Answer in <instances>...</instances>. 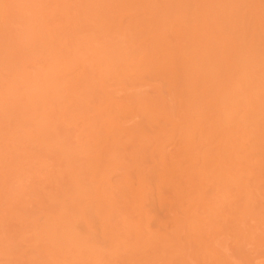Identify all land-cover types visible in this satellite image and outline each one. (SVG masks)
Segmentation results:
<instances>
[{"label":"bare ground","instance_id":"6f19581e","mask_svg":"<svg viewBox=\"0 0 264 264\" xmlns=\"http://www.w3.org/2000/svg\"><path fill=\"white\" fill-rule=\"evenodd\" d=\"M186 1L184 0H178V1L175 0H0V151L3 149L2 153L0 154L5 158V155L3 153L5 152L4 149L7 148L5 144L6 143L8 144L9 141V145H10V142H12L11 146L14 149L16 148L17 150L16 152L19 151L18 153L20 157L19 156L18 157L20 159L22 157V159L24 160L23 162V160L21 159L22 160L21 162V160L18 158L20 162L18 160L16 162L14 161L15 163L14 165H16V163L18 162H19L18 164L21 163L20 166L17 164L20 169V170L18 169L19 174L21 175V173L24 171H26L27 173V170L25 169H27L30 166L33 167L31 168L33 170V173L31 172L32 170L30 171V169H28V172L30 171L33 174L32 176L33 178L31 177L32 174L29 172L31 174L30 177H28V173L26 176L30 180L25 178L26 177L25 175H23L25 176L24 178L20 176L21 178L19 177V179H22L23 180L22 183H24L26 181V180L24 181V179H27L28 181L31 182L32 179L34 180L35 178L33 184L30 182L29 183L31 185L27 184V188L33 185L32 187H30V189L35 187L34 189H31L32 192L33 190L39 189V191L37 190L40 193L39 198L41 199L46 198L45 200H47V202L48 201L50 202V204L49 203L43 204L42 202L44 200L41 201L43 207L49 204V207L48 206L44 208L42 207L43 210L44 209L46 210V212H44L45 213L44 216L46 218L44 220L45 222L43 221L41 223L42 225L40 224L39 226L40 229L43 228L42 233H45L46 238L44 237L45 235L42 233L41 235L43 236L41 235L40 236L42 238L44 237V239L39 237L38 234H33V236L31 235V237L34 240L30 238L33 240V242H37V240L35 241L37 236L43 240V244H46V246L41 244L40 243L41 241L39 239L37 243L39 245L40 244L42 245V249H44L43 251H45L44 252L45 254L43 252L42 253L48 259L56 258V256L58 255L56 251L54 252V249L50 250L51 248L49 246L51 243H53V241L56 240L57 237V236L55 237L56 233L62 232V234L64 233L68 234L70 227L76 224L75 221L79 223L81 219L83 222L89 223V221L93 220V216L97 211L103 210L106 207L108 208L109 211V215H110L109 217H113L116 220L115 221L116 226L119 225L118 221H122L125 225H129L130 219L133 220L132 217H137L138 221L146 217L150 222L153 221L155 223L154 225H156L157 227L154 228L158 229L161 233V236L159 238L161 239L159 240L160 243L158 242V244H156V246L154 247L145 248L143 244L140 245L137 242L138 244L134 243L133 245L131 244L125 247L121 252V255L120 253H118L119 255L116 253L115 254L111 253L110 256L106 258L108 259V261H110L111 264L112 262L118 264L117 261L121 264H127L129 262H134L136 264H264V213H263L264 192L263 191H262L263 193L261 191H260L261 193H258L259 191L257 192L256 190L257 196L258 194H261L262 196V198L261 196H259V199L260 198L263 199L260 201L258 200L259 202L257 201L258 198L255 195V190H253L254 193L252 192L251 194H249L251 198L254 195L257 198L255 200V202L257 201L256 202L257 205L255 203L253 205L256 206L260 205L258 207L259 211L263 210L262 212H259L257 208H255L254 206L255 209L254 210L251 209V210H253L254 212L257 210L259 212V214H257L256 211L255 216H254L255 213L253 211L252 213H250L251 211L248 212V207L251 208L252 203L251 205L248 204V207L246 206L247 203H250L251 201L250 200L251 198L249 199L250 196L248 195V197L247 196L245 197L246 198L245 202L242 205L241 203L242 198L244 200L243 195H241L242 198L239 197L241 200L238 198V200L236 201L237 196L238 195L240 196L239 194L240 191L239 193L237 192L234 194V196L236 197L234 201L239 203V205L241 203L242 207L245 204L246 207L245 210H243L240 206L241 211L244 212L247 211L246 215L243 212L244 215L247 217L246 219H244L243 213H242L243 216H240L243 217V221L246 220L245 221L246 224L244 225L245 227L241 225V228H243L242 236L244 237L240 235L238 237V234H240L241 232L239 227V230H237L238 232L234 231L235 233H233L234 237L237 236L235 239H233L235 244L232 243L231 245L228 243L229 245H226L227 243L223 242V244L224 243L226 244L225 245L219 244L217 247L215 246L214 243H213L214 246L212 245V243H209L210 237L204 238L203 236L204 234L200 235L198 234L197 231H196L197 233L195 232L196 237H193L191 243L186 242V244H183L184 240L181 241V239L182 237L185 236H181L180 232L181 230L184 229V226L192 228V226L195 227V225H197L198 227L201 223H197V222L198 221L200 222V220L201 222L202 221L204 222V220L210 222L212 218H209V216H211L213 213H211V211L210 213H208L209 212L208 210H213L214 208L217 210L219 208L218 205L221 204L226 205V203H224L225 201L219 202L221 204L217 203L218 206L217 208L215 206L212 209H210L209 207L212 206L208 204H211L210 201L212 199L211 200L209 199L210 201L208 200L209 202L207 201L208 202L207 204L205 201L207 198L203 197L205 198L204 200L205 202L202 201L201 203L199 202L198 204L197 202H195L196 201L195 199L197 197L195 198V196L193 195L192 189L187 191V193L184 192L185 189L183 191L181 190L183 193L186 194H183L181 192L182 196H180L179 189H176L175 187L174 188L169 187L170 189L167 188L168 190L166 192L158 189L155 190L156 191L155 193L154 192L149 193L147 191L146 193L143 190L144 187L142 188L143 184H145L146 182L148 183V185H150L149 183H151L153 179L162 178V176H164L165 173L167 172H168L167 174L170 175L172 179L174 172L176 170L179 171L181 163L184 162L186 156L190 158L189 161H185V163L188 162L186 163L187 166H185V170L187 171L186 173L188 174V178L189 180H191V182L193 180L194 182H196L194 179L195 177H193L194 175L192 176V174L195 173V170L197 169L196 167L197 164L200 165V163H197L198 162L197 160L200 161L201 159L200 161L201 166L207 168L206 165L209 163L215 162V164L216 163L219 164L222 162V160H225L222 157L224 153L229 149L233 151L235 155L236 154L239 155L240 153H242V151L245 152L246 146L249 144V143L247 144L245 140L247 138L250 139L249 137L251 136L249 134L252 133V132L249 134L247 133L249 137L245 139L241 131L242 128H240V124L243 125L244 123H246L247 125V123H249V120L248 122L245 121L247 120L245 118L247 116L246 113L247 114L249 113L248 117H250L249 115L252 114L253 119L257 118L256 119L257 121L255 120L256 122H258V120L260 119L262 120L264 119L263 117L264 116V88H263L264 84H262L264 82L262 81L264 79V77H262L264 74L263 71L264 67H259L260 69L262 68L261 71H263V74L260 71L261 73L260 75H258V78L259 76L262 75L259 79L261 81L260 83L259 80L257 82L256 79L257 75H255L256 77L253 76L256 73L255 71H253V68H255L256 71L259 69L258 67H253V66H255L256 64L261 65L264 63L263 61L264 53H263V59H261L260 56L262 54L258 56L260 54L258 53L259 51H257L258 55H256V52H254L257 49H259V45L257 47L255 46L256 45L255 43L258 44L259 42L261 44L260 41L257 42V37H259L260 35L256 34V33H260L257 30L259 26H261L260 22L259 21L257 22L258 25L257 24L255 25L254 23L253 27H249L251 31L248 34L252 33L255 30L256 33L253 32L254 34L253 38L256 37L255 35H257L256 39H251L252 34L249 37H247L249 38L247 39L246 35L243 34L245 31L246 33L248 31L247 29L248 27L246 26L247 28H245L244 26L246 22H244L243 20L244 18L243 10L241 11L242 14L239 13L241 14V16H237L239 12L238 8L240 7L239 5H241V2L243 1L241 2H239L240 0H186ZM188 1H190L191 4V5L189 4L188 8H190L191 6L193 7L192 2H194L196 6L195 8L201 11V13L197 12L196 15L194 13H196L195 10L197 9H195L194 7H193L195 9L194 11H191L193 10V8H190L189 11L191 12L186 11L187 13L190 14L194 12L193 13L194 16L192 15L191 16L192 18L194 17L196 22L192 18L191 19L193 20V23L192 21L189 22L192 23V25L194 24L193 28L196 26L195 23L196 24L199 23L201 25L200 30L198 28L199 24L197 25L198 27L196 26V28H198L196 30L197 32L196 31L194 32V30L192 29V33L194 34L196 33L195 39L193 36V39L196 40L195 42L196 48L193 47L194 52H192L191 51L192 48L189 47L192 54L190 52L187 53V51H185V49L188 48V47L186 48L185 45H183V47H185L184 50L182 49V46L181 48L179 47L181 51H185V53L184 52L182 53L180 51L179 53L181 54H178L179 50L177 49L176 50L173 49L174 52H176L174 53L172 49L168 51V49L166 50L165 48L161 47V45L163 46L164 43L163 40L161 41L162 44L160 42L162 38L161 37L162 32H158L157 29H155L154 24H150L148 28L147 26L142 25L143 23L146 22H140L142 23L141 25L143 27L148 28L147 34L149 35V38L143 37L144 35H142V37L145 40L150 39V43H148V41H143L144 39L141 40L143 42H140V39H136L137 37L136 34H129V32H132L133 30L134 31L132 33L136 31L137 32L142 31L141 33L143 34L146 33L145 30L138 28V27H142L141 25L138 26V24H137L138 27L135 25L136 28L134 27V25H132L131 30L129 31L131 26L129 24L131 23V21L133 22V18L136 15L141 14L143 19L152 18L151 20L150 19L149 20L154 21L153 17H149L154 12V11L151 12L150 9L156 8L154 9L155 11L156 10L160 11L162 7V10L163 8L165 9L164 10L165 16L169 18L171 16H174V14L169 13L171 6L172 8H174L178 4V6L183 7L186 10L188 9L186 6V4L189 3ZM250 1L252 2L253 0H247V2ZM173 4H176V6L175 5L173 6ZM245 6L246 5L243 6L245 8L244 11L247 10L249 7L248 5L247 8ZM157 7L159 8L157 9ZM167 7L169 11L166 10ZM243 7H241L240 9H243ZM178 8L179 7H176V9ZM176 9H171V10L174 11ZM184 9L183 11L185 12ZM217 10L226 12L224 13L225 15L224 17L225 18L228 17L227 21L229 25L228 24L227 25L228 28L229 27L230 28L227 31L231 32L230 34H232L233 32L236 33L235 29H238L237 33H239L238 36H240V40H239L240 44L235 39L236 42L238 43V47L235 46L236 44L235 41H234L235 43H233L235 37L233 38L232 36H230L229 33H228L229 36L228 34L225 36L219 34L221 37L216 35L218 32L215 33L214 31V33H212V31L214 30V29L212 30V28H214L215 26L213 23H212L213 25L211 24L209 25L208 22L210 21V19L216 16L215 15L216 13L214 14V12ZM166 11L168 12L169 15H166ZM179 11L182 10H180L179 8ZM251 11L249 12V14L251 13ZM149 12L151 13L149 14ZM88 13L90 15H93L94 13H96V15L99 14V16L105 15L104 17H107L108 14L111 15V13L112 14L115 13L114 15L115 17H113L114 19H116L115 21H113L114 26L116 27V29H118L121 26V24L124 22L123 24L127 25L125 26L128 28V30H126L128 33H126V31H125L126 34L123 32L125 35L120 33V31L118 33V31H116V29H114V27L111 26L113 27V31H116V33H118L116 35L113 34V36L115 35L114 37H116L117 40L113 39L112 34L109 35L110 33L107 32L108 29L107 30L104 29L106 33L105 32H103L104 34L101 33L103 31L100 29V28L103 29L102 26L103 23L101 22L103 21L102 17H100V19H102L100 21H99V16H97V18H93L92 16L91 18L95 20L90 18V21H86ZM154 13L157 15V12ZM159 14H161V11L158 13V16L159 17L162 16ZM90 15L88 16L87 20H89ZM96 15L94 17H96ZM247 15L248 14H246L245 17H248ZM111 16H108L110 17V20L112 18ZM187 17H189V15H187ZM200 17L203 19V22H200L201 21ZM158 18L156 19L158 20ZM161 18L162 17H160L159 20ZM55 19L57 21L59 20L58 22H56V25H55V21H56ZM137 19L139 20L140 18ZM137 19L135 18L134 20H136V22L139 23L140 20L138 21ZM259 19L260 20L262 19L260 15H259ZM161 20L162 21H160V24L161 22L162 23L165 22L164 18H162ZM225 20L226 19H224V21ZM81 21L83 22V24ZM94 21H96V23ZM116 21H118V23ZM183 21L184 24H186L185 20H182L179 22L180 25L183 23ZM100 22L102 23V25ZM88 23L90 24L93 23L92 27ZM98 23H100L99 24L100 26H98ZM107 23L105 21V25ZM18 24H20V26L22 24L21 28L19 27ZM84 24H86L85 27ZM95 24L97 27L95 26ZM117 24L119 25V27ZM15 25H17L19 29ZM58 25L60 26L57 27ZM68 25H71L70 26L71 28ZM88 25H89L88 29H90L91 27L92 29L90 30L91 31L94 30V31L92 32L90 30L88 31L87 29ZM109 25L111 24L109 23ZM164 25L165 24H162L163 27L161 28L162 31L164 30V28H166ZM246 25H248V21ZM249 26H251V24ZM256 26L258 28H255ZM124 27L119 29L123 30ZM85 28L87 30H85ZM137 28L139 31L137 30ZM239 29L240 31L243 30L244 32L243 31H242L243 33L240 32ZM185 32L186 31H184V35ZM221 32L222 34H225V32H223L222 30ZM237 33H236V37H237ZM81 34L85 39H88L90 37L88 41L85 40ZM98 34L100 36H98ZM101 34H103L104 36ZM105 34L109 35L108 37L110 38V40ZM117 35H119L120 37ZM181 35H183V33H181ZM184 35L182 36L183 38L181 37L179 38L180 40L176 42L177 44H175V46L176 45L179 46L178 45L180 44L179 41L182 42L183 41L182 39L185 38ZM121 36H123V38ZM138 37L140 36L138 35ZM142 37L140 38L142 39ZM97 38L100 41V46H98L99 41ZM111 38L112 40L115 41V43L111 40ZM119 38L121 40L123 39V41H121ZM243 38L245 39V41L246 40L247 41L245 42ZM82 40L86 44L88 42L89 46L87 47V45L84 44ZM184 40L186 41L187 39ZM191 40L192 38L190 39L189 42H192ZM242 40L243 42H245L246 45L242 42ZM251 40L253 44L251 43ZM170 41H168V44ZM189 42L186 41L187 44ZM78 43H80V45H84L85 47H87V51H85V53L82 52V49L79 50L80 45L78 48ZM182 43H184V41ZM171 44H169L167 47L169 46L172 47L174 43L172 45ZM193 45L195 46V44ZM247 46H249V48H247ZM263 46L264 44H262L260 50L262 48L264 49ZM142 49L145 50L143 51ZM146 49L151 51L146 52ZM88 50L90 52H88ZM251 67H252V73L248 71L251 70ZM213 71L215 73L217 72V74H215V77L211 76L214 75L212 73ZM117 72H121L122 74L120 75H122V77L123 76L125 78L127 76L132 77L130 79H133V76L136 77L137 75H139V77L140 76L143 77L142 79L140 77L141 80H137L138 76L135 78L136 81H138V83H136L135 81L136 86L133 83L135 87H133L132 83L128 87L127 83L129 82L126 79L127 81L126 86L128 87L126 88L125 86H123L125 85V83H120L121 78L118 85L115 83L118 81H114L113 86L112 83L111 85L105 84L107 83L108 80H106L107 78H105L104 76L106 74L108 76L109 74L110 77L111 74L115 75ZM237 72L240 73L239 76L237 75ZM243 72L245 74H247V72H250L247 75L249 74L252 75L254 77V82L256 81L258 84L255 83V86H253L254 82L253 81L250 82V79L247 78L252 76L243 77L245 80L244 79L242 80L241 76L243 75L241 74H243ZM117 74L119 76V73ZM201 74H205V75L202 77ZM257 74H259V72ZM144 76L146 78H144ZM148 76L154 77V79L155 78L158 79L159 82L167 78L168 79L167 85H166V81L165 83L161 81L162 84H165V86H167L165 87L166 89L164 88L163 85H161V82L159 84L158 82H156L157 80H154L153 78H152L153 81L155 83H158L159 85L158 84H156L157 86L154 85L153 84L154 82L151 84L150 83L148 84V82H146L147 85L142 84L145 87L147 86L146 87L147 89H144L145 87H143L139 82L145 79L147 81V79H150ZM191 76L193 79L191 78ZM209 76L214 77L213 78L214 80H212L213 82H210L211 80H209L210 79ZM111 77L113 76L111 75ZM197 77H200V79L199 78L197 79ZM201 78L202 80L205 78L206 79L209 78V79L208 81H206L205 79V82L203 83ZM104 79L106 81L105 83H104ZM108 79L110 83L111 80L110 78ZM116 79L118 80L119 78L117 77ZM190 79H191V84H190ZM96 80H98L97 81L98 83L96 82ZM247 80L250 83L252 82L253 83L250 84L248 83ZM129 81L131 82V80ZM201 82L202 85H199L201 84ZM208 82L210 83V85H208L209 84ZM243 82L245 83L247 82L248 85L249 84L250 85L248 86L246 84L247 85L246 86L244 85L245 83ZM114 83L116 86L114 85ZM137 85L138 86L141 85L143 88L138 87ZM149 85L155 86V87L151 86L152 88H154L153 92L155 93V95H151L152 93L150 92H152L153 89ZM190 85H192L194 88L197 85V90L196 88L193 89V87ZM189 89L190 90L192 89L193 91L191 90L192 92H190ZM257 89L259 90L258 91L259 93L257 92L258 94L256 93ZM146 90H148L149 93ZM243 90L246 91L248 97H250V94L252 93L251 99H253V95L254 96L256 95V99L255 100L253 99L254 101L252 100L250 101L251 109L250 106H247L248 111H243L244 113L242 112V110H246L243 108H247L246 107L247 103L244 102L243 104L242 101H245V99L247 98L244 99L245 97L244 95L246 94ZM168 100L171 103H168ZM247 100L249 102V98ZM200 103H202L201 105L204 106L199 107ZM136 107L142 113L141 114L139 112L141 114V116L139 117L137 111V119L139 118L138 120L136 118H135L136 120L134 119L136 115L133 116L134 113H136L137 109L135 110V112H133L134 108ZM210 107L213 108V110L211 109L212 111L208 110ZM200 108L203 109L201 110ZM198 110L199 111L201 110V113H204L203 111L205 110L208 111L209 113H212L211 118H209L210 116H207L208 119L207 118L204 119L203 116L205 114L201 115L202 120H200V123L203 122L204 125L209 124L207 133L205 132V130L203 131L207 134L205 136L206 138L204 137L205 139H203V141L204 140L206 141V142L204 141V144L206 143L205 147L201 140H200L201 142L199 140L197 142H194L195 131L198 130L199 128L201 130L202 127L204 126L201 125L200 127L199 126L197 127L196 125L197 124L196 117L200 116L199 114L197 115V113L199 112ZM174 119H177L176 121H178L177 123H179V125L178 124L175 125L179 126L178 128L181 130V134L183 135L184 138L183 139L182 137L179 136L180 139L179 138L178 139L180 141H182L181 138L183 139V141L186 139L185 143H183V141L180 142L183 143L182 146L179 143L178 139L174 137L173 140L174 144H172L173 148L174 146L176 148L177 146H179L178 148L180 149V151L184 152L182 154H186V156L184 155L185 157L182 156L184 158L182 159L183 161L179 156H177V152H174L175 148L173 149L172 152V148H170L171 146L170 147L167 146L168 149L169 148L171 149L170 151L172 153L171 152L168 153L169 150L167 151L165 150V146H166L164 144L165 138H163L164 140L161 138L162 141H160V138L157 140L153 136L155 135V137H157L158 134L160 136L161 132L160 131L158 132V130L161 129L162 127L165 128L167 123H170L169 121L173 122ZM243 120L245 122H242ZM252 121L254 120H250L249 124H252L253 123ZM204 122H206V124ZM232 122L233 123L236 122L235 127H233L234 129L226 128L225 125L228 124L230 125V123L232 124ZM253 125H256V123L252 124L251 128H254ZM205 127L206 126H204V129H206ZM262 127L263 126L257 128L261 130ZM164 128H162V130ZM155 129L158 130L156 131ZM259 129L255 128L257 132ZM200 130L197 131L195 135L199 134L198 132H202ZM230 130L232 131L231 133H229ZM149 131L150 133L147 134ZM152 131L158 132L157 136L156 133H153ZM148 135H151L150 138L153 137L152 141H154V143L152 142L153 144L150 146L147 145L150 142H148V139L146 140V136L149 138ZM257 135L259 134L257 133ZM260 135L264 136V131ZM143 138L145 139L143 140ZM170 138L172 139L173 136L167 138L166 139L167 142L171 140ZM196 138L198 139L197 136ZM154 139L156 140V142ZM255 139L256 140L251 145V147L249 146L250 149L251 150L255 149L256 152L257 150L259 151L264 150L262 149V144L264 140L261 141L259 137L258 138L256 137ZM175 140H177L178 142H176ZM99 141L100 142L103 141L104 151L102 152H104L105 155L102 154V152L101 154L100 152H98V146L100 144ZM251 141H254L252 140V137H251ZM17 142H18V146L20 145L19 148H17ZM198 142H200L201 144H199ZM244 142L247 145H245ZM197 144H199L200 146L199 145L197 146ZM213 144L215 146L212 147ZM3 146L4 148H2ZM87 146L89 149H87ZM91 149L93 151H91ZM179 149H177L176 151H179ZM181 149H183L184 151H182ZM89 150L90 152H88ZM21 151L22 153H20ZM43 151H45L46 153L48 151V153L50 154H48L47 156L46 153ZM40 152L45 154L46 157L44 156V154L43 155L41 154V156L45 157V160L48 159L47 157L51 158V156L53 160L55 158L57 159H55L54 161L51 160V162L52 161L53 162L51 163V165L50 163H48L49 164L48 166L46 163L48 160L50 161V159H48L47 161L40 160L43 159V158H39ZM21 154H23V156ZM250 154L247 153L246 155H250ZM8 155L10 156L9 158H11L10 152ZM178 155H180V153ZM175 157L180 159L178 160ZM199 157L200 159H198ZM249 157L247 156L248 159ZM9 158L7 157L6 159L8 160ZM189 158H187V160ZM242 160L243 162L239 163L240 166H242V163L244 164V159L242 158ZM0 161L2 160L0 159ZM236 162H234L235 164H232L233 162L230 163L232 165H235L233 169L236 168V165L238 163ZM22 163L29 164L30 166L29 165L25 166ZM31 163L33 165H31ZM148 163H151V165ZM2 164L0 162V167ZM230 164L228 165L229 169L232 168ZM246 164L247 163H245V166H247ZM21 165L24 166V168L26 167L25 169L22 168L23 171H21L22 170L20 168L22 167ZM50 166H52V168ZM53 166L54 167L56 166L55 169L56 168L57 169L56 170L53 169ZM222 167H226V165ZM248 167L249 165L247 166V168ZM251 167L256 168V165L255 166L251 165ZM46 168H48L49 170L48 169L45 170ZM76 168H78L79 170L83 168V170L85 171L83 177H81V179L83 180H78L77 178L78 176L76 175V171H77ZM210 168H212V166H210ZM260 168L262 169V167H258L259 170ZM145 169L148 172H146ZM220 169L222 168L220 167ZM43 170H45V172ZM210 170L213 171L215 169H210ZM236 171L241 172V169L240 170L237 169ZM231 172H233V170H231ZM231 172L229 170L228 173ZM263 172L264 171L262 169L261 174ZM252 173L254 174V171ZM256 174H254L251 177L256 178L255 176ZM114 175H119L120 177L117 178L116 180V177ZM224 175L222 174V177H224ZM113 176L115 180L112 178ZM222 177L219 178L223 179ZM228 179L230 178L228 177ZM258 179H260V175ZM215 181L217 180L215 179ZM221 181L218 183H222ZM260 181L261 180H259V182ZM36 182L38 183V185L35 184ZM194 182L192 183L194 184ZM147 183L145 185H147ZM214 183H213V187H214ZM230 183L231 182L228 181V183L226 182L222 185L226 184V186H228V184ZM255 183L257 182L255 181ZM24 185L26 184L24 183ZM253 185L255 186V184ZM23 186L21 185L22 188L20 189L21 190L23 189L24 191L20 190L19 192L20 193L22 192L21 194L24 196V193H26L27 190L25 187L23 188ZM218 186L217 189L219 188ZM195 187L197 188V186L194 185L193 189ZM247 188L252 189L251 187H247ZM259 188H261V186ZM144 189L146 190V188ZM221 189H223V187ZM262 189H264V187H262ZM245 190L246 189H244V191ZM37 191L33 193L32 192L30 193V191H28V195L30 196H32V194L35 195ZM222 191L224 192V190ZM222 191L220 192V194H222ZM236 191H238V189ZM241 192L242 194L246 193V192L243 193V191ZM232 193L233 192H230L232 198H235L233 197ZM199 194L200 193H198V196ZM39 195L36 196L38 197ZM46 195L48 197H45ZM229 197L230 198L228 199H231V196ZM199 198L200 197H198V199ZM50 199H52V201ZM216 202L214 203L216 204ZM231 202L230 203L228 202L227 204L229 205L231 204ZM236 202H232L235 205L234 210L236 211V214L237 211L238 213H241L239 212L240 211L239 207H237L236 209V205H237ZM215 204H213V206ZM233 204L231 205V207L229 206L230 210L225 208V205H221L225 208V210L221 208V206L220 208L224 210L225 213L226 211L227 212L229 211L230 213L235 214L234 213L235 211L232 210L233 212H231V209H233L232 208ZM200 206L201 208H199ZM220 208L217 213L221 211V215L222 213L225 215L224 211L220 210ZM200 209L202 210L203 213L199 212ZM215 209L213 210L214 214L216 211ZM152 210L162 211V213H164L163 217L162 215L161 216L159 215L161 213H159L158 215H156L157 213L151 215ZM201 213L203 214V217H206L204 218V220L202 219L203 217L200 219V217L202 216ZM207 214L210 215L208 216ZM226 214L229 215V213ZM248 214L249 215L253 214V218L252 217L250 218ZM213 215L211 217H214ZM218 215H220V213ZM224 215H222V217H224ZM129 216L130 218L128 219ZM216 216L217 214L215 215V217ZM247 219H249V222H247L248 221ZM238 221L239 220H237V223L236 221L233 223L238 224ZM194 222L196 224H194ZM245 222L242 223L244 224ZM137 223L138 222L136 221V224ZM143 223H144V219H143ZM217 223L213 222V224L215 225H217ZM225 223H229V222H225ZM231 224L228 226V229L225 228L224 230H230L232 228L230 231L233 232L234 226L232 227ZM26 225L28 226L26 220L23 219V222L21 223V227H20L22 229L21 230L22 234L28 232L27 230L28 227ZM238 225L240 226V224ZM150 226L151 225H149V227ZM207 226H209V223ZM223 226L221 227L222 229L224 228ZM237 227L235 226L236 229ZM59 228L61 230H59ZM148 229H146L147 232L145 231L147 233L145 234L147 237L148 235L152 234V232H150V230ZM156 229L154 230L155 233L157 231ZM25 230L27 232H25ZM72 231L73 230L69 232L72 233ZM159 231L157 232L159 233ZM155 233L153 234L154 237H155ZM193 233L194 232L191 233V236L193 235ZM113 234H114L113 230H111L110 231L111 238L113 237ZM142 234L139 233L138 239L140 238L141 240ZM206 234L208 235V232ZM225 234H227V231L225 232ZM145 235L143 236L145 237ZM66 236L70 237L71 234ZM240 237H242V239ZM45 239H47L46 242H44ZM236 239H241V241L239 242L241 245L238 243V241H237L238 245L236 244L235 242ZM243 240H245L246 242ZM142 241L143 239L141 240V242ZM39 245L38 247L36 245L37 249L39 248ZM39 253H40L39 255L42 256V253L40 251ZM86 253L85 255L84 254L83 255L87 256L88 259L91 258V260L89 259V261L96 259L93 258V254H92L93 252H91L90 254L89 252ZM59 256L61 257L60 254L58 255V257ZM80 258H82V256H80ZM84 258L85 261H88L86 257Z\"/></svg>","mask_w":264,"mask_h":264},{"label":"rangeland","instance_id":"374dc122","mask_svg":"<svg viewBox=\"0 0 264 264\" xmlns=\"http://www.w3.org/2000/svg\"><path fill=\"white\" fill-rule=\"evenodd\" d=\"M175 1H178V0H175ZM184 1H186V0H184ZM241 1H243V2H241ZM255 1V2H254ZM187 2V1H186ZM189 3L188 4H186V6H187V8L189 7V4H190V1H188ZM192 2V1H191ZM239 2H241V5H239L240 7L238 8L239 9V12H238V14L239 13H241L242 14V10H243V20H244V22H246L245 24H244V26H245V28H247L248 29V31H247V33H246V31L244 32L243 30V32L242 31H240V29H239V31L240 32H242L243 34H245L246 35V38L247 37H249L251 34H252V38L251 39H256V37H257V35L259 34L260 36L259 37H257V42L258 41H260L261 42V44L258 42V44L257 43H255L256 45L255 46H257L258 47V45H259V49H257V47H256V51H254V52H256V55H258L257 54V51H259L258 53H260L258 56H260L261 54V56H260V58L261 59H263V51H264V49L262 48L261 50H260V47L262 46V44H264V0H253L251 3L250 2H247V0H240ZM193 4V7L195 8L196 6H195V4H194V2H192ZM176 6V4H173V6ZM191 5V4H190ZM244 5H246L245 7L247 8L248 6V9H251V10H245L244 11ZM248 5V6H247ZM185 6V7H186ZM250 6H251V8H250ZM252 6H254V7H252ZM176 7H179L180 8V10H182V11H179V8L178 9H176ZM176 7H174V8H172V6H171V9H176V10H171L170 9V14H174V16H171V17H169V18H167V16H165V14H164V8H163V10H162V7H161V14H159V15H162V16H160V17H162V18H164V21L165 22H161V24H160V21H162L161 19L159 20V16H158V13L160 12V11H155L154 9H156V8H154V9H150V11L151 12H157V15L153 12V14L151 15V16H149V17H153V20L154 21H150L148 18L147 19H143V17H142V15L140 14V15H136L134 18H133V22L131 21V23L129 24V25H131L130 26V29H129V31L131 30V27H132V25H134V27L136 28V26H137V24H138V26H140L142 23H140V22H146V23H143L142 25H144V26H147L148 28H149V26H150V24H154V27H155V29H157V31L158 32H164V30H165V32L162 34L161 33V40H160V42L163 40L164 41V43H163V46L161 45V47H163V48H165L166 50L168 49V51H170L171 49H172V51L174 52V50H179L178 51V54H181V53H179L181 50H180V48H181V46H182V49L184 50V48L186 47H188L187 49H185V51H187V53L188 52H190L191 54H192V52H194L193 51V47H195L196 48V40H194L195 39V37H196V33L194 34V33H192V29L194 30V32L199 28V30H200V24H199V27L197 26L198 24H196L195 22V19H194V17L192 18V16H194L193 15V13L194 12H192V14H190V13H187L186 11H189L190 10V8H193L192 6L190 7V8H188V9H184L183 7H180V6H178V4H177V6ZM241 7H243V9H240ZM159 7H157V9H158ZM170 8V7H169ZM193 8V10H191V11H194L195 9H197V8H195L194 9ZM183 9L185 10V12L187 13H185L184 11H183ZM256 9V10H255ZM166 10L167 11H169L168 10V7L166 8ZM166 11V15H169L168 14V12ZM191 11H189V12H191ZM247 11V12H246ZM251 11V13H252V15H251V13L249 14V12ZM151 12H149V14L151 13ZM185 14H184V13ZM195 12L196 13H194L195 15L197 14V12L198 13H201V11H199V9H197V10H195ZM115 13H117V12H115ZM115 13L114 14H112L111 13V15H113V16H111L110 14H108V16H111L112 18H111V20H110V17H108L107 15V17H104L105 15L104 14H102V15H104V16H99V14H97L96 15V13H94L93 15H90L89 13H88V16L90 15V17H89V20H87L88 19V16H87V18H86V21H90V18L93 16V18H97V16H99V21L100 20H102L103 19V21H101L102 23H103V25H102V23H101V25L103 26V29L102 28H100L101 30H103L101 33H103V32H105L104 31V29L105 30H107L108 29V33H110L109 35H111L112 34V37H113V39H116L117 40V38L116 37H114L116 34H118L119 33V31H120V33H122V34H124L125 33V31L126 30H128V28L126 27L127 25L126 24H121V26L119 27V25H118V27L119 28H123L125 25V27H124V29L123 30H121V29H116V27L114 26V22L113 21H115L116 19H114L113 17H115L114 15H115ZM216 13V14H215ZM218 13V14H217ZM224 13H226V12H222L221 10L220 11H215L214 12V14L216 15L214 18H212V19H210V21L208 22L209 23V25L211 24V25H213L214 24V28H212V33H214V31H215V33H217L216 35H218V36H220V35H222V36H225V35H227L228 33L230 34L231 32H228L227 30L230 28H228V21H227V19H228V17L227 18H225L224 16ZM245 13V14H244ZM254 13V14H253ZM155 14V15H154ZM214 14H213V16H214ZM237 14V16H241V14H239L238 15ZM246 14H248L247 16L248 17H245L246 16ZM260 15V17L262 18L261 20L259 19V15ZM96 15V17H94ZM187 15H189V17H187ZM192 15V16H191ZM199 15H201V14H199ZM199 15H197V16H199ZM249 15H251V16H249ZM255 15H257L258 16V18H257V16H255ZM137 16H139V17H137ZM156 16V17H155ZM227 16V15H226ZM256 18H255V17ZM86 17V16H85ZM84 17V18H85ZM100 17H102V19H100ZM159 17V18H158ZM173 17V18H172ZM252 18V19H250V18ZM93 18H91V19H93ZM137 19V18H140L138 21H139V23H137L136 22V20H134V19ZM156 18H158V20L156 19ZM166 18H167V20H166ZM195 21L194 23H195V25L198 27V28H196V26L193 28V26H194V24L192 25V23H193V20ZM195 18H196V16H195ZM198 18V17H197ZM201 18V17H200ZM219 18V19H218ZM253 18H255V19H253ZM61 19V18H60ZM104 19H107V20H104ZM108 19H109V21H108ZM199 19V18H198ZM198 19H197V22H198ZM218 19V20H217ZM224 19H226L225 21H224ZM257 19V20H256ZM56 20V19H55ZM93 20H95V19H93ZM92 20V21H93ZM97 20V19H96ZM142 20V21H141ZM182 20H185V23L186 24H184V21H183V25L181 24L180 25V21H182ZM187 20V21H186ZM201 21L200 22H203V19L201 18L200 19ZM248 21V25H246L247 24V21ZM59 21V20H58ZM57 20L55 21V25H56V22H58ZM61 21V20H60ZM82 21H84V20H82ZM81 21V22H82ZM86 21H85V23H86ZM98 21V20H97ZM105 21H106V25H105ZM192 21V23H189V22H191ZM214 21V22H213ZM260 22V24H261V26H259V28L256 26L255 28H258L257 30H258V32H260V33H256L255 32V30L253 31V32H255L257 35H255L256 37H254L253 38V32L252 33H250V34H248L250 31H251V29L249 28V27H253V25H254V23H255V25L257 24L258 25V23L257 22ZM95 23H96V21H94ZM117 23H118V21H116ZM224 22H225V24H224ZM91 23V22H90ZM90 23H88V24H90ZM100 23H98V26H100L99 24ZM109 23L111 24V25H109ZM136 23V24H135ZM179 23V24H178ZM187 23H188V25H187ZM213 23V24H212ZM218 23H220V24H218ZM230 23V22H229ZM82 24H83V22H82ZM93 24V23H92ZM92 24H90V26L92 27ZM147 24V25H146ZM157 24H160V25H157ZM162 24H165L164 26L166 27V28H164V30L162 31V29L161 28H163L162 27ZM205 24H206V22H205ZM221 28H219L217 25ZM228 24V25H227ZM251 24V26H249ZM19 25V27L21 28V26H22V24H21V26H20V24H18ZM61 25V24H60ZM60 25H58L57 27H59ZM85 25L86 24H84V27H85ZM136 25V26H135ZM141 25V26H142ZM155 25H157V26H155ZM186 25H187V27H186ZM16 27H17V25H15ZM69 27L71 26V25H68ZM95 26H96V24H95ZM108 26H110V27H108ZM111 26H113L114 27V29H116V31H118V33H116V31H113V27H111ZM137 26V27H138ZM176 26H177V28H176ZM184 26H185V28H184ZM207 26H208V24H207ZM218 28H217V27ZM227 26V27H226ZM233 26V25H232ZM243 26V27H244ZM247 26V27H246ZM67 27V26H66ZM83 27V28H84ZM88 27H89V25L87 26V29H88ZM90 27V29H92ZM94 27V26H93ZM97 27V26H96ZM106 27V28H105ZM134 27H133V29H134ZM147 27H138L139 29H142V30H145L146 31V33L145 34H143V33H141L139 30H138V28H137V30L139 31V32H134V33H132V32H129V34H136L137 35V37H136V39H140V42H143V41H148V43H150V39H148V40H145L143 37H147V38H149V35L147 34V30H148V28ZM170 27V28H169ZM210 27V26H209ZM209 27H208V29H209ZM226 27V28H225ZM242 27V26H241ZM18 28V27H17ZM71 28V27H70ZM70 28H68V29H70ZM99 28V27H98ZM112 28V29H111ZM183 28V29H182ZM216 28V29H215ZM16 29V28H15ZM19 29V28H18ZM17 29V30H18ZM86 28H85V30H87ZM90 29H88V31L90 30ZM99 29V30H100ZM177 29V30H176ZM181 29V30H180ZM185 29V30H184ZM189 29V30H188ZM220 29V30H219ZM243 29V28H242ZM252 29H254V28H252ZM79 30H81V29H79ZM169 30V31H168ZM180 30V31H179ZM198 30V31H199ZM217 30V31H216ZM221 30L223 31V32H225V34H222V32H221ZM226 30V31H225ZM233 30V29H232ZM236 30V33H237V30L238 29H235ZM234 30V31H235ZM244 30H246V29H244ZM256 30V31H257ZM78 31V30H77ZM83 31H84V29H83ZM91 31V30H90ZM92 31H94V30H92ZM91 31V32H92ZM111 31H112V33H111ZM167 31V32H166ZM178 31V32H177ZM184 31H186L185 32V35H184ZM230 31V30H229ZM238 31V32H239ZM82 32V31H81ZM96 32H97V30H96ZM95 32V33H96ZM99 32V31H98ZM124 32V33H123ZM197 32V31H196ZM227 32V33H226ZM233 32V31H232ZM84 33V32H83ZM94 33V34H95ZM106 33V32H105ZM126 33H128L127 31H126ZM125 33V34H126ZM167 33V34H166ZM181 33H183V35H184V39H187L186 41H190V39L192 38V42H189L188 44L186 43V41L184 40V39H182L183 41H184V43H182L181 41H179V43L180 44H178L179 46H175V44H177L176 42H178V40H180L179 38L181 37V38H183L182 36L183 35H181ZM234 33V32H233ZM230 34V36H232L233 38H234V40H233V43H235L236 42V40H237V42L239 43V40H240V36H238L239 35V33H237V37H236V33H234V34ZM80 34V33H79ZM85 34V33H84ZM104 34V33H103ZM103 34H101V35H103ZM113 34H115L114 36H113ZM124 34V35H125ZM165 34H166V36H165ZM191 34V35H190ZM194 34V35H193ZM220 34V35H219ZM229 34H228V36H229ZM82 35V34H81ZM89 35V34H88ZM107 37L109 36V35H107V34H105ZM121 35V34H120ZM138 35L140 36V37H142V35H144L143 37H142V39L140 38V37H138ZM147 35V36H146ZM190 35V36H189ZM242 35V34H241ZM92 36V35H91ZM98 36H100L99 34H98ZM98 36H96V37H98ZM104 36V35H103ZM102 36V37H103ZM117 36H119V35H117ZM187 36H188V38H187ZM192 36V37H191ZM193 36H194V39H193ZM82 37H83V35H82ZM120 37V36H119ZM122 38H123V36H121ZM166 37H167V39H166ZM221 37V36H220ZM84 38V37H83ZM90 38V37H89ZM88 38V39H89ZM94 38H95V36H94ZM106 38V37H105ZM109 38V37H108ZM190 38V39H189ZM85 39V38H84ZM83 39V40H84ZM88 39H85V40H87L88 41ZM92 39H93V37H92ZM98 39V38H97ZM120 39V38H119ZM144 39V40H143ZM189 39V40H188ZM198 39V38H197ZM236 39V40H235ZM244 39V38H243ZM247 39H249V38H247ZM82 40V42L84 43V41ZM96 40V39H95ZM103 40V39H102ZM109 40H110V38H109ZM111 40H112V38H111ZM121 40V39H120ZM120 40H118V41H120ZM141 40H143V41H141ZM171 40V41H170ZM175 42H174V41ZM194 40V41H193ZM199 40V39H198ZM92 41V40H91ZM98 41H99V39H98ZM108 41V40H107ZM114 43H115V41L114 40H112ZM118 41H117V43H118ZM121 41H123V39L121 40ZM168 41H170L169 42V44H173V48L172 47H167L169 44H168ZM235 41V42H234ZM244 41H245V39H244ZM247 41V40H246ZM245 41V42H246ZM256 41V40H255ZM96 42V41H95ZM166 42V43H165ZM236 42V44H235V46H237L238 47V43ZM242 42H243V40H242ZM245 42H243L244 44H245ZM97 43V42H96ZM139 43V42H138ZM144 43H146V42H144ZM191 43H193V44H195V46L193 45V44H191ZM251 43L253 44V42H252V40H251ZM84 44H86V43H84ZM93 44V43H92ZM98 44V43H97ZM97 44H96V46H97ZM161 44H162V42H161ZM168 44V45H167ZM171 44V45H172ZM215 44V43H214ZM240 44V43H239ZM79 45H80V43H78V48H79ZM87 47L89 46V44H88V42H87ZM94 45H95V43H94ZM166 45V46H165ZM183 45H185V47H183ZM186 45H188V46H186ZM190 45V46H189ZM246 45V44H245ZM249 45V44H248ZM251 45V44H250ZM261 45V46H260ZM93 46V45H92ZM98 46H100V41H99V45ZM165 46V47H164ZM242 46H243V44H242ZM87 47H85L84 45H80V48H79V50H81L82 49V52H84L85 53V51H87ZM176 47V48H175ZM180 47V48H179ZM189 47L190 48H192V52L190 51V49H189ZM244 47H246V46H244ZM243 47V48H244ZM253 47V46H252ZM252 47H251V49H252ZM264 47V46H263ZM194 48V49H195ZM234 48H236V47H234ZM247 48H249V46H247ZM254 48V47H253ZM86 49V50H85ZM174 49V50H173ZM143 50V49H142ZM145 50V49H144ZM143 50V51H144ZM142 51V52H143ZM151 50H147L146 49V52H150ZM185 51H181L182 53L184 52L185 53ZM262 51V52H261ZM88 52H90L89 50H88ZM140 52V51H139ZM83 53V54H84ZM174 53H176V52H174ZM79 54H81V53H79ZM257 56V57H258ZM259 59V58H258ZM260 59V60H261ZM257 60V59H256ZM264 61V60H263ZM262 62V61H261ZM251 63V62H250ZM263 63V62H262ZM253 67H264V63L263 64H256L255 66H253ZM250 68V67H249ZM258 68H256V69H258ZM246 69V68H245ZM259 70V71H258ZM257 71L255 70V68H253V71H255L256 73L254 74V72H253V76H255V75H257V82H258V80L260 79V77L262 76H259V78H258V75H260V73L262 72V74H263V71H264V69H263V71H261L262 70V68L260 69H258ZM215 71V70H214ZM212 72L214 75H211V76H214L215 77V74H217V72L215 73V72ZM240 71V70H239ZM238 71V72H239ZM244 71H246V70H244ZM248 71H250L251 73H252V67H251V70H248ZM261 71V72H260ZM237 72V75L239 76L240 75V73H238ZM250 72H247V74L248 73H250ZM259 72V74H257ZM117 73H119V76H118V74ZM115 75H113V74H111L113 77H111V75H110V77H109V74H108V76H107V74L104 76L105 78H107L106 80H108L107 81V83H105L106 81H105V79H104V83L105 84H110L111 85V83H112V86H113V82L114 81H118V82H115L117 85H118V83H119V81H120V78H121V81H120V83H125V85H123V86H125L126 88H128L129 86H130V84L132 83V85H133V83H134V85L136 86V84H135V81H136V77L138 78L137 80H141L142 79V77H141V79H140V77H139V75H137L136 77H134L133 76V79H130V78H132V77H122V75H120V74H122L121 72H117ZM211 73V74H212ZM244 72H243V74H241V75H243V76H241L242 77V80L244 79L243 77H246V76H252V75H247V74H245V76H244ZM205 74H201V76L203 77ZM209 75V74H208ZM218 75H219V73H218ZM107 76V77H106ZM126 76V75H125ZM131 76V75H130ZM217 76V75H216ZM247 77V78H249L250 79V82L251 81H253L254 82V77ZM119 78L118 80L116 79V78ZM149 77V76H148ZM195 77V76H194ZM210 77V76H209ZM214 77H210V79L209 80H211L210 82H213L212 80H214L213 78ZM256 77V76H255ZM262 77H264V74H263V76ZM108 78H110V83H109V79ZM112 78V79H111ZM122 78H123V81H122ZM144 78H146L145 76H144ZM150 79H147V81H146V79L145 80H142V81H140L139 83L142 85H147V83L146 82H148V84L150 83H153L154 81H153V79H154V77H149ZM153 78V79H152ZM191 78H192V76H191ZM200 79V77H197V79ZM207 78V77H206ZM205 78V79H206ZM252 78H253V80H252ZM114 79V80H113ZM116 79V80H115ZM126 79L128 80V82L129 83H127V81H126ZM193 79V78H192ZM205 79H203L202 80V78H201V80H202V82L204 83L205 82ZM208 79H206V81H208ZM99 80V79H98ZM98 80H96V82L98 81ZM129 80H131V82L129 81ZM150 82H149V81ZM154 80H157L156 82H158L159 84H160V82L162 81H158V79H154ZM168 79L167 78H165V80L163 79V83H165V81H166V85H167V81ZM216 80V79H215ZM245 80V79H244ZM261 80H262V78H261ZM133 81V82H132ZM194 81V80H193ZM192 81V82H193ZM248 81V80H247ZM262 81H264V79L262 80ZM142 82V83H141ZM162 82H161V85H163L164 86V88L165 87H167V86H165V84H162ZM202 82H201V84H199V85H202ZM249 81H248V83H250ZM252 82V83H253ZM256 81L253 83V86H255V83L256 84H258ZM261 81L259 80V83H260ZM98 83V82H97ZM115 83H114V85H115ZM126 83H127V85H128V87L126 86ZM136 83H138V81H136ZM158 83H153L154 85H156V84H158ZM199 83H200V80H199ZM209 83V82H208ZM243 83H245V82H243ZM248 83L246 82L244 85H248ZM252 83H250V84H252ZM158 84V85H159ZM190 84H191V79H190ZM206 84H207V82H206ZM249 84V85H250ZM262 84H264V82L262 83ZM121 85V86H122ZM133 85V87H135ZM138 86V87H142V86ZM152 86V85H149L150 87L152 86V87H155V86ZM197 85H198V83H197ZM197 85L195 86V88H196V90H197ZM208 85H210V83L208 84ZM208 85H205V86H208ZM243 85V86H244ZM246 85V86H247ZM248 85V86H249ZM116 86V85H115ZM120 86V85H119ZM157 86V85H156ZM162 86V87H163ZM190 86H192V85H190ZM252 86V85H251ZM132 87V86H131ZM137 87V88H138ZM143 87H145V86H143ZM142 87V88H143ZM147 87V86H146ZM144 88V89H147V88ZM151 87V88H152ZM193 87V86H192ZM198 87H200V86H198ZM149 88V87H148ZM150 88V89H151ZM190 88V87H189ZM194 87H193V89H195ZM249 88V87H248ZM263 88H264V86H263ZM153 89V90H152ZM151 90H152V92H150V93H152L151 95H155V93L153 92L154 91V88H152ZM166 89V88H165ZM250 89H252V88H250ZM149 90V89H148ZM148 90H146L147 92H148ZM192 90V89H191ZM190 89H189V91L190 92H192ZM198 90H200V89H198ZM245 90V89H244ZM243 90V91H244ZM247 90V89H246ZM150 91V90H149ZM248 91V90H247ZM256 91V90H255ZM255 91H254V93H255ZM259 90L257 89V91H256V93L258 92ZM187 92V91H186ZM245 92V94L247 95V97H246V95H244L243 97H244V99L245 98H249V102H248V100L247 99H245V101H242L243 102V104H244V102L245 103H247V105H246V107L247 106H250V101L252 100V101H254L255 99H256V95L254 96L253 95V99H251V94H250V97H248V94L246 93V91H244ZM263 92V91H262ZM149 93V92H148ZM198 93V92H197ZM259 93V92H258ZM257 93V94H258ZM260 94H261V92H260ZM259 94V95H260ZM258 96V95H257ZM242 99V98H241ZM247 100V101H246ZM242 102H241V104H242ZM168 103H171V102H169V100H168ZM202 103H200L199 104V107H201V106H204V105H201ZM204 104V103H203ZM241 104H240V107H241ZM210 105V104H209ZM254 105V104H253ZM208 106V105H207ZM211 106V105H210ZM244 107V106H243ZM137 109V107L136 108H134V110H133V112H135V110ZM201 110L203 109V108H200ZM213 110V108H209L208 110ZM243 109H246V110H242V112L243 111H248V107L247 108H243ZM250 109H251V106H250ZM201 110L197 113V115L199 114L200 116L197 118L196 117V121H197V127L199 126H203L204 124H203V122L202 123H200V120H202V118H201V115H203V114H205L206 115V117H205V115L203 116L204 117V119L205 118H207L208 119V117L207 116H210L209 118H211V114L212 113H209L208 111H203L204 113H201ZM211 110V111H212ZM137 111H138V116L140 117L141 116V112H140V110H136V113H134V115L133 116H135L134 117V119L136 118L137 119ZM141 114H140V113ZM206 112H207V114H206ZM201 113V114H200ZM244 113V112H243ZM252 113V112H251ZM140 114V115H139ZM249 114V113H248ZM248 114L246 113V119L247 120H245L246 122H248V120H249V123H250V120H254V121H252L251 123L252 124H255L256 123V125H253L254 126V128H251L252 127V124H249V123H247V125H246V123H244L243 125L242 124H240V128H242L241 129V131H242V133H243V135H244V137H245V139L247 138V137H249V135L252 137V140H254V141H251V137H249L250 139H246L245 140V142H247V144H245V142H244V144L245 145H247L248 147L250 146L251 147V145L255 142V138L257 137H259L260 139H261V141H263L264 139V136H262V135H260L263 131H264V129H262V128H264V119L262 120V119H260V120H258V122H256L257 120V118H255V119H253V117H252V114L251 115H249L250 117H248ZM251 117H252V119H251ZM264 117V116H263ZM259 118H262V117H259ZM258 118V119H259ZM135 119V120H136ZM139 119V118H138ZM137 119V120H138ZM206 119V120H207ZM175 121L177 120V119H174ZM173 120V122H171V121H169L170 123H167V125H166V127L164 128V127H162V128H164L163 130H162V128L161 129H157L158 130V132L160 131L161 132V135L159 136V134H158V132H153V131H155V130H153L152 132L153 133H156V136H157V134H158V136L157 137H155V135H153L154 136V138L155 139H159L160 138V141H162V139L163 138H165V142H164V144L166 145L165 146V150L167 151V150H169L168 151V153H170L171 151V149L170 148H172V152H173V149L175 148V151L174 152H177V156H179L180 158H181V160L182 159H184L183 157H185L186 156V154H182V153H184V152H181L180 151V149L178 148L179 146H177V148L174 146V148H173V145L172 144H174V137L176 138V139H180V137H182L183 138V135L181 134V130L178 128L179 126V123H177L178 121H174ZM256 120V121H255ZM244 120L242 121V122H245ZM260 121H262V122H260ZM207 122V121H206ZM206 122H204L205 124H206ZM241 122V123H242ZM199 123H200V125H199ZM173 124V125H172ZM175 124H178V125H175ZM208 124V123H207ZM235 124H236V122H232V124L230 123V125L232 126H230L229 124L228 125H225L226 126V128H231V129H234L233 127H235ZM209 125V124H208ZM208 125H204V126H206L205 128L206 129H204V126L202 127V129L200 130V128L198 129V130H196V127H195V134L197 133V131H202V132H198L199 134H197V135H195L194 134V142H197L198 140L200 141H202L203 142V144H204V141H203V139H205L206 137V133H207V131H208ZM248 125H250V126H248ZM257 125H260V126H263L262 128H261V130L259 129L260 128V126H257ZM173 126H174V128H173ZM228 126V127H227ZM243 126H245V127H243ZM247 126V127H246ZM250 127V128H249ZM257 127H259V128H257ZM244 128V129H243ZM249 128V129H248ZM255 128L256 129H259L258 130V132L255 130ZM156 130V131H157ZM205 130V132H203ZM250 130V131H249ZM260 131V132H259ZM232 131L230 130V132L229 133H231ZM240 132V131H239ZM252 132V133H251ZM255 132V133H254ZM150 133V131L147 133V134H149ZM200 133H202V134H200ZM203 133H205V134H203ZM241 133V132H240ZM244 133H246V134H244ZM249 133H251V134H248ZM257 133L259 134V135H257ZM254 136H253V135ZM256 134V135H255ZM230 135V134H229ZM248 135V136H247ZM149 136V138L146 136V140L148 139V142H150V143H148L147 145H152L153 143H154V141H152L153 139V137L152 138H150L151 137V135H148ZM161 136H163V137H161ZM171 136H173V138L170 140L171 141V143H170V141L169 142H167V138H169V137H171ZM180 136V137H179ZM196 136L198 137V139L196 138ZM202 136V137H201ZM263 138H262V137ZM205 137V138H204ZM208 137V136H207ZM162 138V139H161ZM181 138V140L183 141V139ZM231 138V137H230ZM84 139V138H83ZM145 138H143V140H144ZM150 139V140H149ZM154 139V140H155ZM178 139V141H179V143L180 142H182V141H180ZM73 140V139H72ZM145 140V141H146ZM164 140V139H163ZM186 140V139H185ZM185 140L183 141V143H185ZM196 140V141H195ZM101 141V140H100ZM99 141V142H100ZM173 141V142H172ZM176 142H178L177 140H175ZM200 141V142H201ZM243 141H244V139H243ZM153 142V143H152ZM155 142H156V140H155ZM167 142V143H166ZM200 142H198L199 144H201ZM206 142V141H205ZM11 143L12 142H10V145H9V141H8V144L6 143L5 144V146L7 147V148H5L4 149V151L5 152H3L4 153V155H5V158L3 157V156H1V154H0V159L2 160V161H0L1 162V164L3 165H1V167H0V264H111L110 263V261H108V259H106L108 256H110V254L112 253H116V254H118V253H120V255H121V252L123 251V249L125 248V247H127V246H129V245H133L134 243L135 244H140V245H144V247L146 248H148V247H154V246H156V244H158V242H159V240H161V239H159L160 238V236H161V233H160V231L158 230V229H156V228H154V227H157L156 225H154L155 223L153 222V221H149L146 217H144L143 219H144V223H143V219L142 220H139L138 221V219H137V217H132L133 218V220H131L130 219V221H129V225H125L122 221H118V223H119V225H115V219L113 218V217H109L110 215H109V211H108V208H104L103 210H100V211H97L96 213H95V215L93 216V220H91V221H89V223H85V222H83L81 219H80V221H79V223L77 222V221H75V225H72L71 227H70V232H71V230H73L72 231V233H70L69 231H68V234H62V232H60V233H56V235H55V237H56V240L55 241H53V243H51L49 246H50V250H52V249H54V252L56 251V253H58V255L60 254L61 255V257L59 258L58 257V255L56 256V258H51V259H48L47 257H45L44 255H43V253L45 252V251H43L44 249H42V245L41 244H43V240L42 239H44V237L46 238V235H45V233H42V229L43 228H41L40 229V224L45 220V216H44V212H46V210L44 209L43 210V208L44 207H49V204H50V202L48 201L47 202V200H45L44 198H39L40 197V193L38 192L39 191V189H37V190H33V192H35V191H37L38 192V194H37V192H36V194L35 195H33L32 194V196H30V195H28V191H30V193L32 192V190L31 189H34V188H31L30 189V187H32V186H29V188H27V184L29 185L30 183H34L33 181L35 180V178H34V180L32 179V181L30 182V181H28V180H30L28 177H30V175L33 173V170L31 169V168H33L32 166H30L29 164H23V165H29L30 167H28L27 169H25L24 168V166H22V167H20L21 169L23 168V169H25V170H27V173H28V177L26 176L27 175V173H26V171H24V172H22L21 173V175L19 174V167H18V165L20 166V164H18L19 162H20V160L22 159V157H21V159L19 158L20 157V155H19V151L18 152H16L17 150H16V148L14 149L12 146H11ZM105 143V142H104ZM147 143V142H146ZM145 143V144H146ZM178 143V144H179ZM183 143H180L181 145L183 144ZM177 144V145H178ZM179 144V145H180ZM199 144H197V146L199 145ZM202 144V145H203ZM180 145V146H181ZM14 146V145H13ZM20 146V145H19ZM19 146H18V142H17V148H19ZM167 146L168 147H170L169 149L167 148ZM183 146V145H182ZM195 146H196V144H195ZM200 146V145H199ZM206 146V143L204 144V147ZM213 146H215L214 144L212 145V147ZM246 146V149H245V152H243L242 151V153H240L239 155H235L234 153H233V151H231L230 149L228 150V151H226L225 153H224V155H223V159H225V160H222V162L221 163H219V164H215V162H213V163H209V164H207L206 166H207V168H205V167H203V166H201V159H200V157L198 158V159H200V161L199 160H197L198 162L197 163H200V165L199 164H197V169H196V167H195V169L197 170H195V173L194 174H192V176L193 177H195L194 179H195V181L196 182H194V180L192 181V182H194V184L191 182V180H189V178H188V174L186 173L187 171L185 170V166H187L186 165V163H188V162H186L185 163V161H189L190 160V158L189 157H187L186 156V158H185V160H184V162H182L181 163V166H180V169H179V171H175L174 172V175H173V178L171 179V176L170 175H168L167 173H165V175L164 176H162V178H158V179H153L152 181H151V183H149L150 185H148V183H147V185H145V184H143V186H142V188L144 187V188H146V190L143 188V190H144V192H149V193H155L156 191L155 190H163L164 192H166L168 189H170L169 187H175L176 189H179V192H180V196H182L181 194L183 193L182 191L185 189V191L184 192H186L187 193V191H189L190 189H192V191H193V195L195 196V202H197L198 204H199V202L201 203L202 201H204L205 200V198H203V197H206L207 199L205 200L206 201V203L208 204V202L210 201V203L212 204H208V205H210V206H212V207H209L210 209H212L213 207H215L216 206V208L219 206V208H220V206L221 205H225V204H221V203H219V202H224V203H226V205H227V207H226V205H225V208H227L228 210H230L229 208L231 207V205L233 204L232 202H236L237 200H238V198L240 197V198H242L241 197V195H243V197H244V200H243V198H242V201H241V203H242V205H243V203L245 202V197L247 196L248 197V195L249 194H251L252 192L254 193V191L253 190H255V195L257 196V192L258 193H261L262 191L264 192V189H262V187H264V172L261 174V172H262V169H263V171H264V150H262L263 151V153H262V151L260 150H257V152H256V150L255 149H253V150H251L250 149V147L248 148ZM15 147V146H14ZM2 148H4V146L2 147ZM20 149H21V147H20ZM19 149V150H20ZM87 149H89L88 148V146H87ZM177 149H179V151H176ZM248 149H249V151H248ZM262 149H264V141H263V144H262ZM83 150V149H82ZM86 150V149H85ZM99 150H101V151H99ZM182 151H184L183 149H181ZM2 151H3V149L0 151V153H2ZM87 151V150H86ZM91 151H93L92 149H91ZM102 151H104V146H103V141L102 142H100V144H99V146H98V152H100V154H101V152ZM165 151V152H166ZM231 151V152H230ZM254 151V152H253ZM9 152H10V155H11V158H9L10 156L8 155L9 154ZM43 152H45V151H43ZM88 152H90V150L88 151ZM171 152V153H172ZM256 152V153H255ZM6 153V154H5ZM16 153H18V154H16ZM20 153H22V151L20 152ZM46 153V152H45ZM53 153H55V152H53ZM86 153V152H85ZM167 153V152H166ZM167 153V154H168ZM180 153V155H178ZM253 154V155H246V154ZM24 154V153H23ZM23 154H21L22 156H23ZM41 154L43 155L44 153H42V152H40V156H39V158H43V159H40V160H42V161H47L48 159H50V161L48 160L47 161V165L49 166V164L48 163H50V165H51V163L55 160V159H57V158H55L54 160H53V158H52V156H51V158H49V157H47L48 159H46L45 160V154H44V156L45 157H43V156H41ZM48 154H50V153H48V151H47V153H46V155L48 156ZM102 154H104V152H102ZM176 154V153H175ZM175 154H174V156H175ZM14 157H13V156ZM16 155H17V157H16ZM53 155H55V154H53ZM57 155V154H56ZM105 155V154H104ZM104 155H102V156H104ZM185 155V156H184ZM242 155H244V156H242ZM19 156V157H18ZM183 156V157H182ZM230 156V157H229ZM247 156L249 157V159H250V161H249V159L247 158ZM9 158L10 159V161H9V159L7 160L6 158ZM16 157V158H15ZM232 157V158H231ZM4 158V159H3ZM12 158H14V159H12ZM20 160H19V159ZM60 158V157H59ZM176 159H178L177 157H175ZM179 158V159H180ZM187 158H189L188 160H187ZM238 158V159H237ZM242 158L244 159V164L242 163V166H240L239 165V163H241V162H243V160H242ZM253 160H252V159ZM178 159V160H179ZM232 159H233V161H232ZM5 160H7V161H5ZM19 161L18 163H16V165H14L15 163H14V161L16 162V161ZM23 160V159H22ZM22 160H21V162H22ZM51 160H53L52 162H51ZM238 162H236V161ZM251 160H252V162H251ZM257 160V161H256ZM4 161H5V164H4ZM12 161V162H11ZM183 161V160H182ZM248 161V162H247ZM254 161V162H253ZM263 161V162H262ZM23 162H24V160H23ZM233 162V163H232ZM234 162H236L237 163V165H236V168L235 169H233V167H235V165H232V164H235ZM222 163H224V164H222ZM230 163H232V164H230ZM245 163H247L246 165L248 166L249 165V169L247 168V166H245ZM256 165V168L254 169V168H252L251 167V165ZM259 163H262V164H259ZM148 164H150L151 165V163H148ZM216 166H215V165ZM230 164V166L232 167L231 169H229L228 167V165ZM31 165H33L32 163H31ZM149 165V166H150ZM199 165V166H198ZM212 166V168H210V166ZM219 167H218V166ZM224 165H226V167H222V166H224ZM239 165V166H238ZM257 165H259V166H257ZM149 166H146V167H149ZM215 166V167H214ZM51 168H52V166H50ZM49 167V168H50ZM56 167V166H55ZM55 167L53 166V169H55ZM201 167H203V168H205V169H203V168H201ZM217 167V168H216ZM220 167L222 168V169H220ZM240 167V168H239ZM241 167H243V168H241ZM251 167V168H250ZM258 167H262V169L260 168V170L258 169ZM199 168V169H198ZM19 169V170H18ZM23 169L21 170V171H23ZM28 169H30V171L32 172H28ZM48 168H46L45 170H47ZM57 169V168H56ZM55 169V170H56ZM76 169H77V171H76ZM75 169V171H76V175L78 176L77 178H78V180H83V179H81V177H83V175H84V173H85V171L83 170V168H81V170H79L78 168H76ZM147 169V168H146ZM145 169V171L146 172H148L147 170ZM210 169H215V170H213V171H211ZM217 169V170H216ZM227 169V170H226ZM230 170V172H231V170H233V172H231V173H228L229 172V170ZM240 170L241 169V172H237L236 170ZM242 169H244V170H242ZM253 169V170H252ZM257 169V170H256ZM45 170H43L44 172H45ZM49 170V169H48ZM51 170V169H50ZM84 172H83V171ZM148 170H149V168H148ZM224 170V171H223ZM20 171V172H21ZM145 171H144V173H145ZM215 171V172H214ZM254 171V174H256V172H257V174L255 175L256 176V178H252L251 176H253L254 174L252 173ZM256 171V172H255ZM55 172V171H54ZM219 172H222V173H219ZM224 172V173H223ZM260 172V173H259ZM24 173H26V174H24ZM56 173V172H55ZM215 173V174H214ZM218 173V174H217ZM259 173V174H258ZM222 174L224 175V177H222ZM23 175H25V176H23ZM216 175H218V176H216ZM219 175H221V176H219ZM234 175H236V176H234ZM258 175V176H257ZM259 175H260V179H258L259 178ZM20 176H22V178H27V179H24V183L26 184V185H24V183H22L23 182V180L22 179H19V177ZM33 176V174L31 175V177ZM35 176V175H34ZM42 176V175H41ZM40 176V177H41ZM115 177H116V180H117V178H119L120 176L119 175H114ZM114 176L112 177L114 180H115V178H114ZM118 176V177H117ZM191 176V177H192ZM215 176H216V178H215ZM249 176V177H248ZM254 176V177H255ZM263 176V177H262ZM169 177H170V179H169ZM218 177V178H217ZM219 177H222L223 179H221V178H219ZM228 177L230 178V179H228ZM236 177V178H235ZM21 178V177H20ZM33 178V177H32ZM164 178V179H163ZM225 178V179H224ZM263 180H262V179ZM169 179V180H168ZM215 179L217 180V181H215ZM222 181H221V180ZM241 179H242V181H241ZM244 179V180H243ZM250 179H251V181H250ZM258 179V180H257ZM19 180H22V181H19ZM113 180V181H114ZM259 180H261L260 182H259ZM156 181V182H155ZM222 182V183H218V182ZM224 181V182H223ZM228 183V181L229 182H231L230 184H228V186H226V184L225 185H222V184H224V183H226V182ZM255 181L257 182V183H255ZM30 182V183H29ZM149 182H150V180H149ZM214 182H216V183H214ZM238 182V183H237ZM254 182V183H253ZM155 183V184H154ZM213 183H214V187H213ZM217 183H218V185L219 184H221V185H217ZM235 183V184H234ZM255 184V186L257 187H255L253 184ZM36 185H38V183L36 182L35 183ZM35 184H34V186H35ZM188 184H189V187H188ZM192 184V185H191ZM239 184V185H238ZM243 184V185H242ZM248 184H249V186H248ZM21 185L23 186V188L25 187L26 188V190H27V192H26V190H25V192L26 193H24V196L19 192L21 189L20 188H22L21 187ZM31 185V184H30ZM197 186V188L194 190L193 189V186ZM257 185H259V186H257ZM217 186L219 187L218 189H217ZM261 186V188H259ZM38 187V186H37ZM36 187V188H37ZM191 187V188H190ZM223 187V189H221ZM241 187V188H240ZM244 187V188H243ZM247 187H251L252 189H250V188H247ZM168 188V189H167ZM239 188H240V190H239ZM29 189V190H28ZM187 189V190H186ZM238 189V191H236ZM244 189H246L245 191H244ZM249 189H250V191H249ZM49 190V189H48ZM47 190V191H48ZM182 190V191H181ZM222 190H224V192L222 191ZM252 190V191H251ZM256 190H257V192H256ZM21 191H24L23 189L21 190ZM50 191V190H49ZM195 191V192H194ZM218 191V192H217ZM222 191V194H220V192ZM239 191H240V193H239ZM241 191H243V193H245V194H242V192ZM261 191V192H260ZM32 192V193H33ZM46 192V191H45ZM146 192V193H147ZM182 192V193H181ZM230 192H233L232 194H233V197H235L234 196V194L235 193H239L240 194V196L238 195L237 196V194H236V196H237V199H236V197L235 198H232V195L230 194ZM248 192H250V193H248ZM262 192V193H263ZM42 193V192H41ZM186 193H183V194H186ZM198 193H202L203 194V196H202V194L200 195L199 194V196H198ZM44 194V193H43ZM230 194V195H229ZM36 195H39L38 197L36 196ZM45 195V194H44ZM44 195H43V197H44ZM223 195V196H222ZM253 195V194H252ZM252 196V198H251V196L249 197V199L252 201H250V203H247V207H248V204L249 205H251V203H252V205H251V208L250 207H248V212H250V213H252V211L255 209V208H257V210L259 211V209H258V207L260 206L259 204V206H256L257 204H256V202L259 200H263V199H261L262 198V196H261V194H258V196H257V198H256V196ZM229 196H231V199H228V198H230ZM259 196H261V198L259 199ZM45 197H48L47 195L45 196ZM198 197H200L201 198V201H200V198L198 199ZM227 200H225L224 198ZM255 199H254V198ZM39 198V199H38ZM50 198V197H49ZM219 198H222V199H219ZM239 198V199H240ZM264 198V197H263ZM41 199V200H40ZM210 199V200H209ZM213 199H215L216 201H217V199H218V201L216 202L215 200H213ZM236 199V201H234ZM252 199H254V200H252ZM257 199V201L255 202V200ZM44 200V201H43ZM49 200V199H48ZM51 201H52V199H50ZM199 200V201H198ZM209 200V201H208ZM223 200V201H222ZM241 200V199H240ZM41 201H43L42 203L44 204V203H49V204H45L46 206H42V203H41ZM204 201V202H205ZM208 201V202H207ZM216 202V204L214 203V202ZM232 201V202H231ZM258 201V202H259ZM264 201V200H263ZM203 202V203H204ZM230 203L231 202V204H227V203ZM239 202V201H238ZM217 203L218 204H221V205H218L217 206ZM237 203V202H236ZM235 203V204H236ZM241 203H240V205H239V203H237V205H236V209H237V207H239L240 208V206H241ZM256 204V205H253V204ZM52 204V203H51ZM213 204H215L214 206H213ZM261 204H262V201H261ZM239 205V206H238ZM202 206V205H201ZM201 206L199 207V208H201ZM230 206V207H229ZM252 206H253V208H252ZM254 206H255V208H254ZM43 207V208H42ZM204 208V207H203ZM219 208L216 210L215 208V214H214V209L213 210H208V211H206V212H208V213H210V211H211V213H213L212 215L214 216V217H211V216H209L208 214V216H209V218H212V222L210 221V219H209V221L210 222H208V221H205L204 220V218H206V217H203V212H202V210L200 209V211L199 212H202L201 214H202V216L200 217V219L202 218L203 220H204V222L202 221L201 222V220H200V222L198 221L197 223H201L199 226H201V227H197V225H195V227H193L192 226V228L191 227H186V226H184V229L183 230H181V232H180V234H181V236H185V237H182V239H181V241L182 240H184L183 241V244H186V242L187 243H191L192 242V239H193V237H196V234H195V232L197 231L198 232V234H200V235H203L204 236V238H206V237H210L209 238V243H212V245L214 246V244H215V246H217L218 247V245L220 244H222V245H225L226 243V245H229V244H231L232 245V243L233 244H235L234 243V240L233 239H235L236 237H234V234L233 233H235L234 231H236V232H238L237 230H239V227H240V234H238V237H239V235L240 236H242L243 235V228H241V225H245L246 224V220L245 221H243V217H244V219H246L247 217L245 216L246 214H247V211L246 212H244V211H241V208L243 209V210H245V204H244V206L242 207L241 206V208H240V211L239 212H241V213H238V211H237V214H236V211L234 210L235 209V205L233 204V209H231V212H233V211H235L234 213L235 214H233V213H230L229 211L227 212L226 211V213H229V215L228 214H226L225 213V208L223 207V206H221V208H223L224 210H222L221 208H220V210H222V211H224V213H225V215L227 216H225L223 213H222V215H224V217H222V215H221V211L219 212L220 213V215H221V217H220V215H218L219 213H217L218 211H219ZM238 208V209H239ZM250 208V209H249ZM251 209H253V210H251ZM233 210V211H232ZM247 210V209H246ZM256 210V211H257ZM256 211L254 212L255 214H254V216L256 215ZM257 211V214H259V212H262L261 210L258 212ZM245 213V215H244V213ZM154 213L156 214V215H158L159 213H161V214H159L160 216L162 215V217H163V214L164 213H162V211H151V215H154ZM242 213H243V215H242ZM264 213V212H263ZM263 213H261V214H263ZM217 214V216L215 217V215ZM233 214V215H232ZM150 215V216H151ZM249 215V214H248ZM149 216V217H150ZM208 216H207V218H208ZM240 216H243V217H240ZM148 217V218H149ZM158 217V216H157ZM240 217V218H239ZM249 217L251 218H253V214H250L249 215ZM130 218V216L128 217V219ZM217 218H219V219H217ZM227 218V219H226ZM249 218V219H250ZM23 219L24 220H26V223L28 224V232L25 230V232H27V233H25V234H22L21 233V223L23 222ZM146 219H147V221H146ZM249 219H247L248 221L247 222H249ZM138 222L137 224H136V221ZM213 220H215V221H213ZM223 220V221H222ZM228 220V221H227ZM230 220V221H229ZM231 220H232V222H231ZM237 220H239L238 221V224H240V226L238 225V224H234L233 222H235L236 221V223H237ZM133 221V222H132ZM142 221V222H141ZM155 221V220H154ZM45 222V221H44ZM131 222V223H130ZM147 222V223H146ZM151 224H150V223ZM213 222H215V223H217V225H215V224H213ZM225 222H229V223H225ZM239 222H241V223H239ZM242 222H245L244 224L242 223ZM146 223V224H145ZM203 223V224H202ZM208 223H209V226H207L208 225ZM220 223V224H219ZM223 223V224H222ZM232 223V224H231ZM139 224H140V226H139ZM194 224H196L195 222H194ZM222 224V225H221ZM232 225V227L234 226V230H233V232L232 231H230V230H224L225 228L226 229H228V226L229 225ZM251 224H253V223H251ZM29 225H30V227H29ZM42 225V224H41ZM149 225H151L150 227H149ZM213 225V226H212ZM224 225V226H223ZM145 226H146V228H145ZM203 226H204V228H203ZM207 226V227H206ZM224 227L223 229L221 228V227ZM235 226L237 227V229L235 228ZM26 227V228H27ZM206 227V228H205ZM245 227V226H244ZM140 228V229H139ZM149 228V229H148ZM152 228V229H151ZM199 228V229H198ZM143 229H144V231H143ZM146 229H148V230H150V232H152V234H150V235H148V237L145 235V234H147L146 232ZM157 230V231H159V233L156 231V233H155V231L154 230ZM196 229V230H195ZM201 229V230H200ZM236 229V230H235ZM29 230H30V232H29ZM41 230V231H40ZM59 230H61L60 228H59ZM111 230H113V237L111 238L110 237V231ZM153 230V231H152ZM199 230V231H198ZM205 231V232H203V231ZM207 230V231H206ZM208 230H211V231H208ZM65 231V230H64ZM146 231V232H145ZM188 231V232H187ZM201 231H202V234H201ZM227 231V234H225V232ZM23 232V231H22ZM56 232V231H55ZM145 232V233H144ZM192 232H194L193 233V235L191 236V233ZM196 232V233H197ZM208 232V235L206 234ZM230 232V233H229ZM40 233V234H39ZM41 233L42 234H44L45 236L42 238L41 236H43V235H41ZM139 233L140 234H142V237H141V240L143 239V241L141 242V240H140V238L138 239V236H139ZM155 233V237H154V234ZM158 233V234H157ZM210 233V234H209ZM259 233V232H258ZM33 234H38L39 235V237H41V238H39L38 236H37V238L35 239V241L37 240V242L40 240L41 242V244L39 245L37 242H33V238L31 237V235L33 236ZM71 234V236L69 237V236H66V235H70ZM149 234V233H148ZM195 234V235H194ZM206 234V235H205ZM228 234H229V236L231 237H229L228 236ZM236 234V235H237ZM41 235V236H40ZM143 235H145V237L143 236ZM151 235H153V236H151ZM187 235V236H186ZM228 237H227V236ZM36 236V235H35ZM35 236H34V238H35ZM234 238H233V237ZM54 237V236H53ZM52 237V238H53ZM146 238V239H144V238ZM151 237H153V238H151ZM192 237V238H191ZM242 237H244V236H242ZM242 237H240L241 239H242ZM30 238H32V239H30ZM189 238H191V239H189ZM39 239V240H38ZM189 239V240H188ZM241 239H236L235 240V242H236V244L238 245V243L241 241ZM253 239V238H252ZM32 240V241H31ZM46 240L47 239H45L44 240V242H46ZM52 240V239H51ZM140 240V241H139ZM145 240V241H144ZM212 241V242H211ZM233 241V242H232ZM237 241H238V243H237ZM243 241H245V240H243ZM252 241V240H251ZM138 242V243H137ZM221 242V243H220ZM223 242H226V243H224L223 244ZM231 242V243H230ZM246 242V241H245ZM33 243H35V244H33ZM160 243V242H159ZM214 243V244H213ZM229 243V244H228ZM242 243V242H241ZM244 243V242H243ZM240 244V243H239ZM36 245H37V247H38V245H39V251L42 253V256H40L39 254V251H38V249H37V247H36ZM44 246H46V244H43ZM241 245V244H240ZM43 246V247H44ZM220 247V246H219ZM86 252H89V254L91 253V252H93L92 254H93V258H96V259H94V260H92V261H89V259L91 260V258H87V256H84L85 255V253ZM45 254V253H44ZM84 254V255H83ZM86 254H88V253H86ZM119 255V254H118ZM43 256H44V258H43ZM80 256H82V258H84V257H86V259H88V261H85V258L84 259H82V258H80ZM84 256V257H83ZM58 257V258H57ZM90 257V256H89ZM109 262V263H108ZM117 263L118 264H121V263H119L118 261H117ZM112 264H116V263H113L112 262ZM127 264H136V263H134V262H129V263H127Z\"/></svg>","mask_w":264,"mask_h":264}]
</instances>
